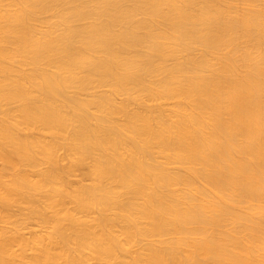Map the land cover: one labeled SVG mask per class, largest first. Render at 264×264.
I'll return each instance as SVG.
<instances>
[{"label":"bare ground","instance_id":"obj_1","mask_svg":"<svg viewBox=\"0 0 264 264\" xmlns=\"http://www.w3.org/2000/svg\"><path fill=\"white\" fill-rule=\"evenodd\" d=\"M0 264H264V0H0Z\"/></svg>","mask_w":264,"mask_h":264}]
</instances>
